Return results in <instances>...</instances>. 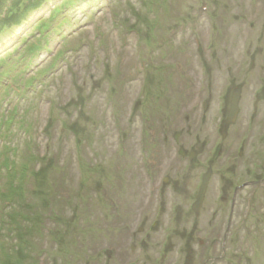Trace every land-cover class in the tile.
Returning <instances> with one entry per match:
<instances>
[{
    "label": "rangeland",
    "instance_id": "374dc122",
    "mask_svg": "<svg viewBox=\"0 0 264 264\" xmlns=\"http://www.w3.org/2000/svg\"><path fill=\"white\" fill-rule=\"evenodd\" d=\"M28 1L0 15H21L0 30V264H156L168 242L158 264H208L222 240L220 264H262L242 230L248 212L264 225V0ZM141 157L172 184L159 196ZM209 166L202 218L171 220ZM147 202L148 222L130 216Z\"/></svg>",
    "mask_w": 264,
    "mask_h": 264
},
{
    "label": "flooded vegetation",
    "instance_id": "af4514ba",
    "mask_svg": "<svg viewBox=\"0 0 264 264\" xmlns=\"http://www.w3.org/2000/svg\"><path fill=\"white\" fill-rule=\"evenodd\" d=\"M186 154L184 153V156H185ZM183 156V157H184ZM158 163V162H157ZM141 171H142V175H144V181H146V184H144L145 185V187H148V188H146V191H148L147 192V196L149 197V198H151V197H156V196H159V192H160V190L161 189H165L166 187H168V186H172V184H171V182H169V178H167V177H159L158 176V174H159V170L157 169L156 171H153L152 173H151V175L149 176V175H146V173H145V169H144V167L142 166L141 167ZM160 180V182L158 183L157 181H159ZM140 191H145V188H139V190H138V193H140ZM237 192H239L238 190H237ZM236 194V193H235ZM164 195V194H163ZM163 195H161V196H163ZM235 199H236V197H235ZM234 199V200H235ZM220 201H222V199L220 200ZM164 202L162 201V202H158L157 204H156V207H155V212H154V216H155V213H156V215H159V213H162L163 212V206H164V204H163ZM148 204V202L146 203V204H144V205H142V208H138V210L137 209H135V210H131L130 209V213L132 214V217H134V216H139L140 218H139V221H142L143 223H146V222H148L149 221V219H148V217H147V215L144 217V216H142V214L145 212V207L144 206H146ZM233 205H235L234 204V201H233ZM148 207V206H147ZM186 209H187V212L185 213V214H182L181 212H180V207H171L170 208V210H169V212L171 213V215H170V218H172L171 220H178V221H180V220H186L185 222H189V219L191 218V216L193 217V219L194 220H200L201 218H202V212H203V209L201 208V210L199 211V213L196 215V213L192 210V204H188V205H186ZM154 211V210H153ZM211 212H212V214L210 215L211 216V218H212V221H214V222H216V220H217V212L215 211V210H211ZM204 217V216H203ZM181 223V222H180ZM187 226H188V224H186L185 223V227H183V229H182V231H181V233H182V238L186 241V242H188L189 244H190V241L191 240H189V236H187L188 234H187V231H188V229H187ZM230 228V225H228V227H227V231H228V229ZM141 231H143V229L142 228H140L139 229V232H141ZM175 232H178V231H175ZM132 233H135L134 231H132ZM183 241V240H182ZM141 242V244H143V242L142 241H140ZM139 244V243H138ZM140 245V244H139ZM186 245V244H185ZM141 246V245H140ZM134 247L135 246H131V247H129L130 248V250L132 251L133 249H134ZM214 248H216V246H214ZM170 250H172V248H170ZM221 250H223V247L221 246ZM190 252V251H189ZM192 252V251H191ZM202 255L204 256V254H203V252H202ZM157 258V257H156ZM155 258V259H156ZM214 260H218V262H219V264L221 263V258L219 257V258H213ZM202 264H204V263H202Z\"/></svg>",
    "mask_w": 264,
    "mask_h": 264
},
{
    "label": "trees",
    "instance_id": "16d2710c",
    "mask_svg": "<svg viewBox=\"0 0 264 264\" xmlns=\"http://www.w3.org/2000/svg\"><path fill=\"white\" fill-rule=\"evenodd\" d=\"M7 1L8 0H0V15H3V14L5 15L6 14V11H5L6 8H4V7L7 6V4H6ZM16 1L15 0H11V5H12V3L16 2ZM44 1L45 0H29L28 1V5L25 7V10H27L29 8H38L39 9V8H41L43 6ZM11 12L12 11L10 10V13ZM8 13H9V11H8ZM20 13H22V11H20ZM15 21H17V22H15ZM13 22H15L14 24L20 26L21 15L20 14H16V15L14 14V15H11V16L7 15L4 18L0 17V30L2 29L3 26H7V25L10 26V24H12ZM6 199L8 200L9 196ZM6 199H5V201H6Z\"/></svg>",
    "mask_w": 264,
    "mask_h": 264
},
{
    "label": "water",
    "instance_id": "95a60500",
    "mask_svg": "<svg viewBox=\"0 0 264 264\" xmlns=\"http://www.w3.org/2000/svg\"><path fill=\"white\" fill-rule=\"evenodd\" d=\"M238 101H239V93L237 91H235L233 93V96H232L231 108H230V111H229V114H228V121L224 125L223 130L225 129V126L228 123L234 122V120L236 118V115L238 113ZM207 177L208 176H205L204 179H203V184H202V187H201V190H200V195H199V198H198V202L202 199V195H203L206 183H207Z\"/></svg>",
    "mask_w": 264,
    "mask_h": 264
}]
</instances>
